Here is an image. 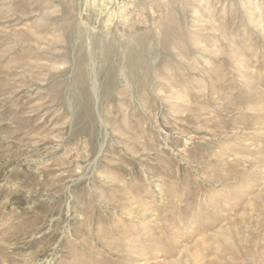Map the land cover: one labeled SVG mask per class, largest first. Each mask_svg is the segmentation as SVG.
Segmentation results:
<instances>
[{"label": "rangeland", "instance_id": "374dc122", "mask_svg": "<svg viewBox=\"0 0 264 264\" xmlns=\"http://www.w3.org/2000/svg\"><path fill=\"white\" fill-rule=\"evenodd\" d=\"M0 264H264V0H0Z\"/></svg>", "mask_w": 264, "mask_h": 264}]
</instances>
